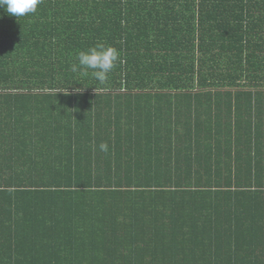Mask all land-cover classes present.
<instances>
[{"label": "trees", "instance_id": "obj_1", "mask_svg": "<svg viewBox=\"0 0 264 264\" xmlns=\"http://www.w3.org/2000/svg\"><path fill=\"white\" fill-rule=\"evenodd\" d=\"M97 43L107 85L71 70ZM168 234L264 264V0L0 8V263H186Z\"/></svg>", "mask_w": 264, "mask_h": 264}, {"label": "clouds", "instance_id": "obj_2", "mask_svg": "<svg viewBox=\"0 0 264 264\" xmlns=\"http://www.w3.org/2000/svg\"><path fill=\"white\" fill-rule=\"evenodd\" d=\"M42 2L43 0H0V8L18 19L35 14L38 5ZM75 58L77 63L72 65L71 70L79 71L84 76L91 74V77L100 85H107L110 73L117 66V62L122 63L118 50L104 43H97L85 50H78ZM99 149L107 154L109 152L108 143H101Z\"/></svg>", "mask_w": 264, "mask_h": 264}, {"label": "crops", "instance_id": "obj_3", "mask_svg": "<svg viewBox=\"0 0 264 264\" xmlns=\"http://www.w3.org/2000/svg\"><path fill=\"white\" fill-rule=\"evenodd\" d=\"M165 134H166V131H164V135ZM174 138L175 137H172V139H167L166 136H163L162 140H161L164 143H166L168 140L171 141L170 146L173 148V150H171L172 153H175V150H174L175 148L182 149V144H183V141L176 140ZM158 236H160V235H158ZM157 237L153 238L151 241L153 242V241L160 240ZM189 237H190L189 234H176V235L168 234V235H166L165 240L167 243L166 245H168L166 252L174 258L187 259V262L184 264H224V263H218V261L214 262L212 260V256H208L206 253L203 256H199V252L203 248L201 243L199 241H197L196 245L188 246L186 243L188 242L187 240ZM222 241H223V239L221 240V238L215 239L214 244H216V246L217 245L221 246ZM132 251H133V248H129V247L123 251L125 254V258L131 259L129 262H126V263L124 262V264H131V261H133L134 257H133V255H131ZM206 258L208 259V263H206ZM1 263L3 264V262H1Z\"/></svg>", "mask_w": 264, "mask_h": 264}]
</instances>
